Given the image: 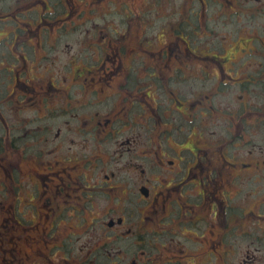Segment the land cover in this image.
Instances as JSON below:
<instances>
[{
	"label": "flooded vegetation",
	"instance_id": "af4514ba",
	"mask_svg": "<svg viewBox=\"0 0 264 264\" xmlns=\"http://www.w3.org/2000/svg\"><path fill=\"white\" fill-rule=\"evenodd\" d=\"M204 1L155 49L141 18L127 26L144 16L133 6L73 41L61 67L35 34L64 24L18 21L49 2L13 7L0 39V264H264V24L251 46L199 54L178 32L203 30ZM222 1L237 16L264 10Z\"/></svg>",
	"mask_w": 264,
	"mask_h": 264
},
{
	"label": "rangeland",
	"instance_id": "374dc122",
	"mask_svg": "<svg viewBox=\"0 0 264 264\" xmlns=\"http://www.w3.org/2000/svg\"><path fill=\"white\" fill-rule=\"evenodd\" d=\"M22 1L27 0H0V14L4 13L8 15V21H6L5 19L7 18L6 16L1 17L5 20L0 21V39H5L7 35H11L14 31V21L12 19L9 21V16H11V14H14L13 7H16L17 3ZM47 1L49 2V10H52V12L50 13H44V15L41 16L42 5L37 4V10L32 13L29 12L27 13V15L18 14V12L22 10V6H20L18 11H16L15 16H17L18 14L19 22H21V19H25L29 23L32 22L34 26L42 23L45 24L44 22L52 24H64V26H62L59 30H43V32H41L39 29L42 26H37L38 30L36 29V32L38 34L35 35H38V40L41 39L40 34L42 33V38L48 41L49 44H52L49 49L51 50L49 53V59L53 62L55 61V67L63 66L64 64L69 62V58L71 56L73 57V55L75 54L74 49H76V47H73V45H79V43L73 41H84L93 38L94 33H98L99 36L104 33L105 30L100 31V28L97 29L96 27H93L94 24H104L105 21L112 20L114 22H118L119 26V21H124L126 17L125 14L129 13L130 9L133 10V6L141 7L137 10V14L139 15H142L143 11H145L143 16L144 18L138 17L134 21H127V26L136 23V21L141 18L145 24L147 23L142 27V30L140 31L141 40H147V43L148 40L153 41L150 49H155L156 44H158L159 40L175 38V33L172 28L173 23L174 25H177L180 22V9H188L193 5V2H191V0H135V4L133 0H117L116 2L119 6H121V8L118 11H111L110 9L114 5L105 1H101L104 7L102 6L97 9H91L90 3L86 2L85 0ZM240 2L242 3L243 8L248 6L263 7L264 5L261 1L255 0H241ZM77 3L79 5H82L84 16L75 14V11H73L74 14L69 12V10H73L72 5H75ZM123 3H125L124 5H128L129 9H127L126 7L123 8ZM198 3L199 1H195V6L199 9ZM200 3H202L201 5L203 7L204 5H206L210 8V14L208 10V19L206 20L205 25L202 27L203 30L200 29L199 25H195L197 23L196 21L195 24H193L194 26L190 25L189 27H186L188 33L182 30H179L178 32V36L182 37L183 39L191 40L189 41L191 45L194 39L199 41L194 42L195 45H198L197 52L199 54H217L219 56H224L227 55L230 51H237V47H243V43H245L246 46H251L252 44H250L249 39L251 37L257 36L258 27L260 26V24H264V10L258 14H253V16L242 17L237 16L233 13H229V10L226 8H229L230 6L224 5L225 2L222 0L217 1L216 4H214L212 0H206ZM143 8L145 9L143 10ZM194 10L196 11V9ZM174 12H178V14H175ZM66 15L69 16V19L65 17ZM14 20L16 22V19ZM45 28H47V26L41 29ZM146 28H148L147 31H145ZM158 28L159 30H157ZM165 28H167L168 31L162 32V29ZM237 30H239L238 36ZM262 32L264 34V30H262ZM167 34H169V37H165V35ZM116 35V37L120 36L121 31H118ZM242 38L243 42L241 41ZM84 45L85 43L83 42L82 56L86 57L93 54L92 48L85 47ZM182 80L183 81L180 83V86L186 87L189 80ZM151 91L160 98V91L155 92L154 88L151 89ZM229 96L230 95L227 94L225 98L227 99L229 98ZM147 100L149 101L148 97ZM177 122L179 123L180 119H178ZM260 134L264 135L263 132H260ZM257 145L259 151L261 148H264V139H260Z\"/></svg>",
	"mask_w": 264,
	"mask_h": 264
}]
</instances>
